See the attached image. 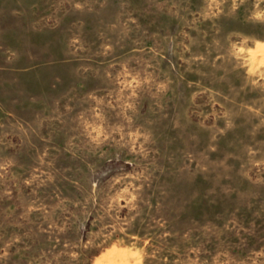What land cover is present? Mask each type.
Listing matches in <instances>:
<instances>
[{
  "label": "rangeland",
  "instance_id": "obj_1",
  "mask_svg": "<svg viewBox=\"0 0 264 264\" xmlns=\"http://www.w3.org/2000/svg\"><path fill=\"white\" fill-rule=\"evenodd\" d=\"M0 264H264V0H0Z\"/></svg>",
  "mask_w": 264,
  "mask_h": 264
},
{
  "label": "bare ground",
  "instance_id": "obj_2",
  "mask_svg": "<svg viewBox=\"0 0 264 264\" xmlns=\"http://www.w3.org/2000/svg\"><path fill=\"white\" fill-rule=\"evenodd\" d=\"M120 256V255H119Z\"/></svg>",
  "mask_w": 264,
  "mask_h": 264
}]
</instances>
